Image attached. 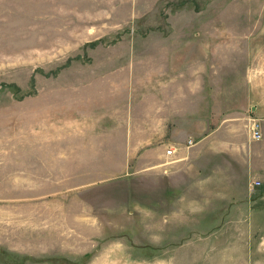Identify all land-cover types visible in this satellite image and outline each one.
Masks as SVG:
<instances>
[{"label": "rangeland", "instance_id": "rangeland-1", "mask_svg": "<svg viewBox=\"0 0 264 264\" xmlns=\"http://www.w3.org/2000/svg\"><path fill=\"white\" fill-rule=\"evenodd\" d=\"M254 28L264 0H0V264H123L157 219L188 217L187 186L159 193L157 145L126 144L146 133L141 100L239 112Z\"/></svg>", "mask_w": 264, "mask_h": 264}, {"label": "crops", "instance_id": "crops-1", "mask_svg": "<svg viewBox=\"0 0 264 264\" xmlns=\"http://www.w3.org/2000/svg\"><path fill=\"white\" fill-rule=\"evenodd\" d=\"M237 69L238 90L246 101L239 112L221 121L200 116L196 105L182 113L180 101H168L165 91L147 92L141 100L146 107L141 129L146 133L126 144L157 145L159 193L168 182L187 186L180 208L190 212L188 217L157 219L156 233L140 235L148 244L136 253L129 251L123 264H264V31L254 28L242 43L238 37ZM254 122L260 138L253 135ZM115 125L107 128H118ZM167 130L173 131L170 136ZM166 146L173 147L172 154L165 152ZM197 191L210 200L192 202L196 198L190 196ZM217 194L245 198L218 201L212 197Z\"/></svg>", "mask_w": 264, "mask_h": 264}, {"label": "built area", "instance_id": "built-area-1", "mask_svg": "<svg viewBox=\"0 0 264 264\" xmlns=\"http://www.w3.org/2000/svg\"><path fill=\"white\" fill-rule=\"evenodd\" d=\"M252 131H253V135L255 138H260L261 137V133H260V128L257 122H254L253 126H252ZM188 144H193V140H189ZM168 154H172L173 150L172 149H168L167 150ZM256 184H260V182H256Z\"/></svg>", "mask_w": 264, "mask_h": 264}]
</instances>
